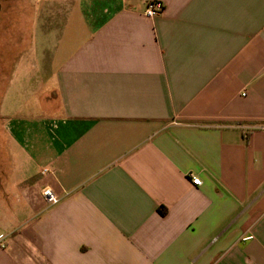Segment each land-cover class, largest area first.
I'll return each instance as SVG.
<instances>
[{
  "label": "crops",
  "instance_id": "0c3cea01",
  "mask_svg": "<svg viewBox=\"0 0 264 264\" xmlns=\"http://www.w3.org/2000/svg\"><path fill=\"white\" fill-rule=\"evenodd\" d=\"M149 1L0 0V264H264V0Z\"/></svg>",
  "mask_w": 264,
  "mask_h": 264
},
{
  "label": "built area",
  "instance_id": "2783aa9c",
  "mask_svg": "<svg viewBox=\"0 0 264 264\" xmlns=\"http://www.w3.org/2000/svg\"><path fill=\"white\" fill-rule=\"evenodd\" d=\"M164 6L163 3L158 0H152L147 2L144 16L146 18H153L155 16L160 15L163 12ZM53 172H50L48 169L44 168L41 170V175L51 174ZM193 186H199L201 184L200 180L198 178L192 179ZM41 196L45 200V202L49 205H56L59 202V198L57 195L53 192V190L49 187H44L41 190ZM252 237H248L246 239H251ZM3 247V245H1Z\"/></svg>",
  "mask_w": 264,
  "mask_h": 264
},
{
  "label": "rangeland",
  "instance_id": "374dc122",
  "mask_svg": "<svg viewBox=\"0 0 264 264\" xmlns=\"http://www.w3.org/2000/svg\"><path fill=\"white\" fill-rule=\"evenodd\" d=\"M29 1V4L32 6V7H35L34 6V2H35V4H36V0H28Z\"/></svg>",
  "mask_w": 264,
  "mask_h": 264
},
{
  "label": "trees",
  "instance_id": "16d2710c",
  "mask_svg": "<svg viewBox=\"0 0 264 264\" xmlns=\"http://www.w3.org/2000/svg\"><path fill=\"white\" fill-rule=\"evenodd\" d=\"M161 213L163 214V213H164V211H161Z\"/></svg>",
  "mask_w": 264,
  "mask_h": 264
}]
</instances>
